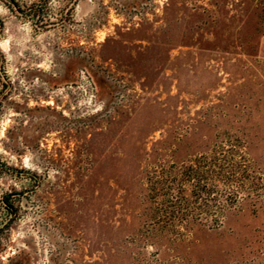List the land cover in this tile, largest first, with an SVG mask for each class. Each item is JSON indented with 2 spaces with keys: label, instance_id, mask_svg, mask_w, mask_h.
<instances>
[{
  "label": "rangeland",
  "instance_id": "374dc122",
  "mask_svg": "<svg viewBox=\"0 0 264 264\" xmlns=\"http://www.w3.org/2000/svg\"><path fill=\"white\" fill-rule=\"evenodd\" d=\"M227 140L264 174L249 0H0V264H264V207L145 215L150 167Z\"/></svg>",
  "mask_w": 264,
  "mask_h": 264
},
{
  "label": "trees",
  "instance_id": "16d2710c",
  "mask_svg": "<svg viewBox=\"0 0 264 264\" xmlns=\"http://www.w3.org/2000/svg\"><path fill=\"white\" fill-rule=\"evenodd\" d=\"M249 1L256 24L264 25V0ZM144 185L152 237L164 233L176 241L194 226L218 227L243 204L254 212L264 207V174L252 166L239 140L220 141L180 162L156 164L147 170Z\"/></svg>",
  "mask_w": 264,
  "mask_h": 264
}]
</instances>
